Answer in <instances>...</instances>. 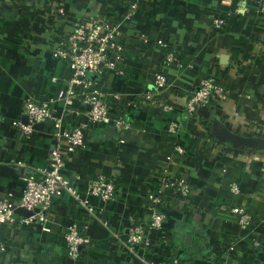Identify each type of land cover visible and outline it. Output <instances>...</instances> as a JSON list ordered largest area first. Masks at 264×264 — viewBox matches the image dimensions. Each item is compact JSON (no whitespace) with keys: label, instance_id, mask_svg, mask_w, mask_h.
I'll return each mask as SVG.
<instances>
[{"label":"crops","instance_id":"1","mask_svg":"<svg viewBox=\"0 0 264 264\" xmlns=\"http://www.w3.org/2000/svg\"><path fill=\"white\" fill-rule=\"evenodd\" d=\"M263 2L139 0L128 16L121 0H0V196L19 197L26 177H38L48 164L50 124L38 123L26 136L17 123L27 122L23 109L29 97L53 99L51 107L60 113L57 97L70 70L50 50L73 20L120 21L124 74L106 72L99 84L106 101L131 121L121 133L90 121L88 106L75 101L78 113L66 116L64 125L86 124L85 145L67 158L62 173L92 212L63 192L51 200L47 230L36 221L2 225L8 249L0 264H144L140 257L164 262L173 256L192 264H264ZM214 18L224 25L214 28ZM168 50L177 57L165 67ZM159 68L168 85L149 103L130 107ZM204 77L214 78L228 97H211L197 118L186 112V102ZM176 145L183 154L174 155ZM168 172L186 177L191 191L181 197L162 188L163 227L149 231L150 244L137 258L127 251L124 232L133 221L149 219L147 196ZM99 174L114 179L111 201L87 192ZM237 206L252 216L247 229L231 211ZM70 224L86 225L91 241L76 260L66 253L64 231Z\"/></svg>","mask_w":264,"mask_h":264},{"label":"built area","instance_id":"2","mask_svg":"<svg viewBox=\"0 0 264 264\" xmlns=\"http://www.w3.org/2000/svg\"><path fill=\"white\" fill-rule=\"evenodd\" d=\"M121 2L128 7V16L132 15L139 5V0H121ZM262 10H264V2ZM58 12L63 14L62 6H59ZM211 24L214 28H221L224 25L220 18H214ZM123 46L120 21L109 22L104 18L92 16L73 20L69 30L53 42L50 50L51 55L67 64L70 70V75L65 80V89L57 97V100L62 104L61 111L59 114H55L51 107L53 99L39 100L29 97L25 100L23 109L27 122L17 123L19 130L26 136L32 133L36 124L41 122L50 124L52 146L48 164L38 170V177L34 175L26 177L24 189L19 197H14L11 194L0 196V228L5 224L36 221L42 225L44 230H47V213L51 200L63 192L72 194L82 206L92 212L88 200L76 192L71 186L70 180L62 173L67 158L76 154L85 145L84 129L86 124L77 123L67 127L64 125V118L78 113L74 104L76 100H79L88 106L87 115L90 121L104 125L111 124L121 133L130 128V118L123 114L117 105H110L106 101L99 84L100 78L106 72L116 75L124 74L120 65ZM176 57L173 50L166 51L163 66H170ZM149 85V88L138 92L131 98L130 107L136 108L139 104L149 103L155 94L168 85L167 74L163 68L156 69L151 74ZM211 97L224 101L228 97V90L219 86L214 78L204 77L188 97L186 112L200 118L199 110L208 106ZM113 98L120 100V95L113 94ZM176 128L177 123L173 122L171 129L175 130ZM121 141L123 140L121 139ZM173 153L181 155L184 153V149L182 146L176 145ZM163 187L176 191L181 197H187L191 191L190 183L186 177L179 173L168 172L164 175L159 189L148 194L149 219L146 222L133 221L124 232L125 247L137 258L140 257V250L147 248L150 244L149 231L163 227V221L166 218V204L161 193ZM231 189L237 192L238 186L232 184ZM115 191L114 179L105 174L97 175L87 186V192L90 195L103 201L113 200ZM16 207L31 211V214L29 216L19 215L15 212ZM231 211L237 215V223L240 228L247 229L252 224V216L245 208L237 206L231 208ZM64 240L67 256L72 260L78 258L81 248L88 247L91 243L90 237L86 233V225H68L64 231ZM7 247L0 235V256L7 253ZM140 260L144 264H192L175 256L164 262H155L143 257H140Z\"/></svg>","mask_w":264,"mask_h":264},{"label":"water","instance_id":"3","mask_svg":"<svg viewBox=\"0 0 264 264\" xmlns=\"http://www.w3.org/2000/svg\"><path fill=\"white\" fill-rule=\"evenodd\" d=\"M111 125V124H110ZM15 212L19 215H23V216H29L31 214V211L25 210L22 207H16L15 208Z\"/></svg>","mask_w":264,"mask_h":264}]
</instances>
